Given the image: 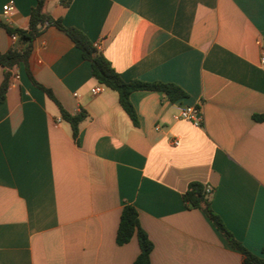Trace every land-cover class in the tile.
I'll return each instance as SVG.
<instances>
[{
	"label": "crops",
	"instance_id": "1",
	"mask_svg": "<svg viewBox=\"0 0 264 264\" xmlns=\"http://www.w3.org/2000/svg\"><path fill=\"white\" fill-rule=\"evenodd\" d=\"M61 1L47 11L125 81L172 83L187 97L134 92L135 126L116 91L92 94L99 82L73 41L45 29L30 71L87 117L76 140L25 66L15 69L0 102V264H134L137 238L116 241L126 205L153 243L151 264H244L203 211L187 208L192 182L212 188V209L264 257V123L253 119L264 114V0ZM36 4L0 0V20L26 29ZM22 46L0 27V54ZM3 75L0 64V85ZM188 105L202 107L201 126L174 120Z\"/></svg>",
	"mask_w": 264,
	"mask_h": 264
},
{
	"label": "trees",
	"instance_id": "2",
	"mask_svg": "<svg viewBox=\"0 0 264 264\" xmlns=\"http://www.w3.org/2000/svg\"><path fill=\"white\" fill-rule=\"evenodd\" d=\"M72 0H62L61 3L68 7ZM48 0H37L32 8L28 28L22 29L11 26L9 23L0 20V27L6 30L11 36H18L23 46L13 48L6 53L0 54V64L4 67L3 80L0 85V102L6 98L7 91L13 82L15 69L23 64L26 68L32 84L42 90L58 106L61 117L71 126L73 137L77 140L80 124L86 119L87 114L80 112L69 113L59 102L53 91L40 84L32 75L29 68V59L33 50V42L48 27H55L64 32L82 52L85 60L91 63L93 77L105 87L118 93L119 103L129 115L135 126L138 125L136 109L131 101V95L136 91H156L165 93L171 101H177L187 97V93L179 86L164 82H143L139 80L125 81L121 74L115 70L112 63L102 52L91 42V40L79 29L67 27L63 24L61 17H54L47 11ZM253 119L264 123V114H254ZM205 189V185L199 182H192L188 185L183 194V200L189 209H200L213 223L220 234L227 240L229 245L240 251L244 256V264H264V257L256 255L248 250L233 233L227 228L223 219L212 209L211 196ZM136 237L139 243L140 253L134 264H151V253L153 243L145 230L141 227L139 213L132 205L124 206L116 235L117 244L123 245Z\"/></svg>",
	"mask_w": 264,
	"mask_h": 264
},
{
	"label": "built area",
	"instance_id": "3",
	"mask_svg": "<svg viewBox=\"0 0 264 264\" xmlns=\"http://www.w3.org/2000/svg\"><path fill=\"white\" fill-rule=\"evenodd\" d=\"M14 9V2L10 1L8 4H6L3 7V13L8 14ZM18 36H13V39H18ZM262 61H264V58H262ZM105 86L102 84H97L91 89L92 94L96 95L104 90ZM174 120L176 121H189L193 123L195 126H201L203 121L202 116V107L200 105H188L184 108H182L178 113H176L173 116ZM174 145H179V141L175 140L173 141ZM206 191L208 193H211L213 190L210 186L205 187Z\"/></svg>",
	"mask_w": 264,
	"mask_h": 264
}]
</instances>
